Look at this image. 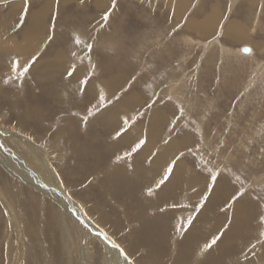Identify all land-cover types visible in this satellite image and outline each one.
<instances>
[{"label":"rangeland","instance_id":"rangeland-1","mask_svg":"<svg viewBox=\"0 0 264 264\" xmlns=\"http://www.w3.org/2000/svg\"><path fill=\"white\" fill-rule=\"evenodd\" d=\"M180 1L0 2L1 151L11 159L8 139L14 131L34 148L45 147L49 160L40 158L86 217L73 209L72 217L66 214L89 233L90 258L83 257L88 264H103V238L134 264H245L263 254L264 0ZM39 10L44 26L27 29L39 33L37 49L23 50L21 33L32 28L31 12ZM189 20L197 30L187 26ZM202 25H209L206 33ZM14 45L23 58L11 50ZM244 46L252 47L250 58L238 54ZM47 69H56L54 79ZM78 71L82 76L70 89L65 81ZM177 82L180 95L170 89ZM89 83L98 87L96 97ZM57 86L66 89L59 93ZM61 98L66 104L57 105ZM155 114L159 130L149 132L147 119ZM134 127L139 137L131 139ZM122 138L128 144L119 142ZM161 151L167 152L164 163L151 165ZM177 162L182 168L173 176ZM135 165L141 166L139 176ZM1 166L9 184L34 193L31 181L8 175L12 168ZM166 174L169 181L172 177L171 191L163 189L168 179L160 183ZM6 182L0 181V264H80V254H72L75 236L59 231L51 213L42 214L40 202L56 211L57 203L39 192L36 200L31 194L20 201L14 192L16 203L8 186L2 187ZM209 193L214 197L207 209ZM234 203L242 214L236 232L246 233L247 225L255 235L241 238L245 242L232 237L226 247ZM191 234L203 237L199 248L193 239L185 240ZM228 245L239 252L247 248L251 259L223 258L218 250Z\"/></svg>","mask_w":264,"mask_h":264},{"label":"bare ground","instance_id":"bare-ground-1","mask_svg":"<svg viewBox=\"0 0 264 264\" xmlns=\"http://www.w3.org/2000/svg\"><path fill=\"white\" fill-rule=\"evenodd\" d=\"M9 2V1H13V0H0V2ZM103 1L104 0H95V2H96V4L99 6V5H101L102 3H103ZM181 2H183V0H181L179 3H181ZM20 4V3H19ZM10 5V4H9ZM52 5V4H51ZM51 5L49 4V3H47L46 5H44L43 4V8L45 9V10H47V14H49V12L51 11V9H52V7H51ZM21 6V5H20ZM181 7H183V6H181V5H178L177 6V9H179V8H181ZM8 8V7H7ZM9 9V8H8ZM15 9H16V7H15ZM6 13V12H5ZM10 13V12H9ZM8 14V13H7ZM11 14V13H10ZM15 14V13H14ZM41 15H43V13H42V11L41 10H39L38 12H36V13H32L31 12V23L33 22V24H32V28L29 26V27H27L26 29H24V32L23 33H21L22 35H23V42H22V44L24 45L23 47L21 46L20 48H23V50L26 48L27 49V51H31V52H33V50L35 51L36 49H37V47H35L36 45H38L37 43L39 42L38 40H39V33L37 34H35V33H32L31 31L30 32H28L27 31V29H32V31H34V30H37L38 28H42V26H44V22L42 21V20H40V16ZM10 16V15H9ZM43 20H45V17H43ZM29 21V20H28ZM206 21V20H205ZM208 22H209V19H208ZM202 23H204V21L202 22ZM40 24H41V26H40ZM186 24H187V26L189 27V28H191V29H193V30H197V26L198 25H196L194 22H192V21H190L189 20V22H186ZM210 25V24H209ZM209 25L207 26L206 25V27H204V25H202L204 28H202V30H204V31H202L201 29H198V31H202V32H204V33H206V31L205 30H208V27H209ZM212 27V26H211ZM47 28V27H46ZM236 29V28H235ZM43 30V29H42ZM38 31V30H37ZM192 31V30H191ZM242 32V31H241ZM239 33V32H238ZM5 34V33H4ZM240 34V33H239ZM1 41V40H0ZM240 41V40H239ZM42 42V41H41ZM40 42V43H41ZM6 43V42H5ZM16 44V43H15ZM239 44H240V42H239ZM8 45V44H7ZM6 44H5V46H7ZM14 46H16V47H13V48H11V50L14 52V54L15 55H18V56H20L21 58H23L22 56H23V54L24 53H22V50L20 49V48H18L17 47V45H14ZM19 46V45H18ZM35 47V48H34ZM242 48V47H241ZM240 48V49H241ZM249 49H250V51H251V48L250 47H248ZM10 49V48H9ZM25 49V50H26ZM7 50V49H6ZM68 51V50H67ZM224 51H226L227 52V50H224ZM231 52H233V50L231 51ZM235 52V51H234ZM239 52V53H238ZM237 53L238 54H240V50L238 51ZM252 52V51H251ZM251 52H250V56H245V55H243L245 58H250L251 56H252V54H251ZM222 54H224V52H222ZM242 55V54H241ZM249 55V54H248ZM5 56V55H4ZM3 56V57H4ZM239 56V55H238ZM238 56H237V58H238ZM58 57V56H57ZM64 57V56H63ZM62 57V58H63ZM1 59H3V58H1ZM236 59V58H235ZM22 60V59H21ZM237 61H238V59H237ZM38 62V61H37ZM92 64V63H91ZM11 65V64H10ZM50 65V64H49ZM94 65V64H93ZM259 65H261V63H259ZM55 66H56V64L54 65V68H55ZM90 66V65H89ZM64 66L61 64V67H59L58 69H60V68H63ZM51 69V68H50ZM260 69V68H259ZM45 71H47V72H49V75L48 76H51L52 74H53V76H52V78L53 77H55L54 75L56 74V69H54V70H49V69H47V70H45ZM255 72V71H254ZM82 71H78V72H76V74H75V76L73 75V77L71 78V76H69V78L65 81V85L66 86H68V87H70V89L72 88V87H74V85H75V83L77 84V80H79V78H80V76H82ZM256 74V73H255ZM36 75V74H35ZM67 77V76H66ZM54 79V78H53ZM65 80V79H64ZM103 81V80H102ZM262 81V80H261ZM57 82V81H56ZM119 82V81H118ZM174 84V83H173ZM78 85H79V83H78ZM180 84L177 82L176 83V85H172V87H170V89H172L173 91H174V93H177L178 94V89H180ZM54 87H56V85H54ZM61 87L63 88V89H66L65 87H63V86H57V91L59 92V93H61L62 91H60L61 90ZM88 88L90 89V90H92V91H89L90 93L91 92H93V91H95V90H99L98 89V87H95L94 89L91 87V85H90V83L88 84ZM87 88V89H88ZM119 88V87H118ZM75 89V88H74ZM53 90V89H52ZM55 90V91H56ZM114 90V89H113ZM182 90V89H181ZM68 91H69V89H68ZM88 91V90H87ZM58 92H57V94H58ZM69 93H70V91H69ZM179 93H180V91H179ZM74 94V93H73ZM93 94L95 95V97L98 95L96 92L94 93L93 92ZM67 95H69V94H67ZM178 95H180V94H178ZM62 96V95H61ZM64 96V95H63ZM75 96V95H74ZM76 97H79V96H76ZM171 97V96H170ZM172 97H174V96H172ZM80 98V97H79ZM47 99L48 100H50V97L47 95ZM75 99V98H74ZM83 99V98H82ZM93 99H95V98H93ZM78 100V99H77ZM189 100V99H188ZM62 101V102H61ZM68 101V100H67ZM76 101V100H75ZM78 102V101H77ZM58 104H66V101L64 100L63 101V98H61V100H57V105ZM65 106V105H64ZM63 106V107H64ZM68 106V105H67ZM71 106V105H70ZM107 113V112H106ZM105 113V114H106ZM110 113V112H109ZM114 113V112H113ZM112 113V114H113ZM159 115H161V112L160 113H158ZM114 115V114H113ZM115 117V116H114ZM105 118V117H104ZM111 118H112V115H110L109 116V118L107 119V118H105V120L108 122V121H110L111 120ZM163 119H164V117H163ZM98 120V119H97ZM102 120V119H101ZM115 120V119H114ZM158 120H160V118H157V116H156V114L155 115H153L152 117H150L149 119H147V122H148V124H147V127H149V129L147 130V131H149L150 132V130H156V131H158L159 130V128L157 127V124H158ZM103 122V121H102ZM109 124V123H108ZM113 124V123H112ZM118 124H119V122H118ZM144 123H142V125H143ZM117 126V125H116ZM160 126H162V125H159V127ZM124 127V126H123ZM18 129V128H17ZM141 129V128H140ZM20 130V129H19ZM136 130H138L137 128H131L130 130H129V133H131V135L130 136H128L129 138H131V139H133V136L134 137H139L137 134H136ZM138 132H140V131H138ZM19 133H21V131H14V133L9 137V142L11 143V147H13L12 149H13V155H12V157H11V159L10 160H6L4 157H5V154H6V150L5 149H3L2 151H1V148H0V153H2V155H1V157L3 156V158L5 159H1L0 158V164L2 165L1 167H11L12 169L11 170H8L7 171V174L9 175V173L10 174H12L13 176H15L16 178H25L26 180H29V181H31L29 184H31L32 186H33V189H34V193H33V191L31 190V189H29V188H25V189H23V191H21V192H19V187L17 186V184L16 183H14V185H11V184H9V181H10V179H8L4 174L2 175V173H0V181L3 183V181H5V179H6V181L8 182H6L7 184H5L4 186H2V187H4V188H6V186H8V191L11 193V192H16V197L18 198H15V193H14V197H12V198H15V201H16V199L17 200H19V198H21L20 199V201H22V198L26 201V199H27V197L29 196V195H31V194H34V198H35V200H36V198L38 197L37 195H38V192H39V194H46V195H48L49 197H50V199H51V202H56L57 203V206L59 207V208H61L62 209V211H63V213L60 211V209L59 208H57V211L54 209V208H52L48 203H46V202H44V203H41L40 202V204H42L43 205V207L41 208V211H42V214H46V216L48 217L49 216V213H51V215H52V219H54L55 221H54V226L59 230V231H65V232H67V233H71V236L72 235H74L75 236V238H76V241H77V243H76V247H74V250H73V253L72 254H80V257L81 258H79L78 260L80 261V264H88V262H87V260L86 259H83V257H86V258H90V254H89V250H91V248L88 250V244H89V239H88V237H87V235H89V233H87V231L86 230H83L82 228H80V226L76 223V222H72L71 220H70V218L68 217V215H66V214H69L70 215V213H71V211H72V209H73V211L78 215V216H82V218H84L85 216H84V214L82 213V210L79 208V207H77V206H75L74 204H73V201H71L67 196H65L64 195V192H63V190L58 186L59 184H58V181L56 180V178H55V176H54V174L52 173V171L49 169V167L47 166V164L45 163V161L43 160V159H41L40 157L42 156L45 160H46V157H47V159L49 160V153L47 152V150L45 149V147H44V149H42V150H39L38 148H34V144H32L31 142H27L26 141V139H25V137L22 135V134H19ZM144 133H146V130H145V132ZM1 134L3 135V132H1ZM128 134V133H127ZM141 135V134H140ZM146 136V135H145ZM142 137V136H141ZM148 137H150V135L148 136ZM153 136H151L150 138H152ZM128 138V139H129ZM154 138V137H153ZM145 139H146V137H145ZM28 140V139H27ZM148 140H149V138H148ZM153 140V139H152ZM120 141H122V142H124V143H127L128 144V142H125L124 141V139L122 138V139H120L119 140V142ZM116 142V141H115ZM118 142V143H119ZM152 142H154V141H152ZM22 143V144H21ZM137 143H139V142H137ZM155 144V143H154ZM153 144V145H154ZM115 145V144H114ZM244 145V144H243ZM46 146V145H45ZM122 146V145H121ZM38 147V146H37ZM145 147V146H144ZM150 148V147H149ZM154 148H156V147H154ZM5 150V151H4ZM35 150L37 151V152H39V153H36L35 152ZM163 150V149H162ZM165 151H168V149H166ZM165 151H161V152H159V154L156 156V158L155 159H153L152 160V162H151V165L153 164V165H160V164H163L164 163V158H167V155H166V153L167 152H165ZM15 152V153H14ZM141 153H143L144 152V150H142V151H140ZM162 154V155H161ZM241 154V153H240ZM142 155V154H141ZM140 159H141V156L139 157ZM145 158V157H144ZM139 159V161H141ZM144 160V159H143ZM234 162V161H233ZM139 163V162H138ZM178 163V162H177ZM134 164H136V163H134ZM181 164L180 163H178L176 166L177 167H175L174 166V168L176 169V171H174V175L173 176H175L176 175V173H180V168H182L181 166H180ZM144 166V165H143ZM228 166H231V165H228ZM139 167H141V166H138V165H135V169H136V171H137V173H138V176L140 175L139 173H141V170H140V168ZM154 167V166H153ZM161 167V166H160ZM232 167V166H231ZM230 167V168H231ZM152 168V167H151ZM157 168V167H156ZM224 168H226V166L224 167ZM154 169V168H153ZM190 169V168H189ZM227 169V168H226ZM232 169V168H231ZM5 170H7V169H5ZM143 170V169H142ZM148 169H146V171H147ZM149 172H151V170H148ZM155 171V170H154ZM184 171V170H183ZM173 172V171H172ZM155 173V172H154ZM221 173V172H220ZM15 174V175H14ZM142 174V173H141ZM172 174V173H171ZM177 174V175H178ZM150 175V174H149ZM39 176H41L42 178H43V180L44 181H40L39 180ZM179 176V175H178ZM141 178H142V176H141ZM153 178V177H152ZM170 178V177H169ZM193 178V177H192ZM143 179V178H142ZM195 179H193V180H191L192 182L194 181ZM201 180V179H200ZM168 181H169V179H168ZM172 182V177H171V179H170V181L166 184V186H164V190L165 191H167V189H168V191H171V187L170 188H168L169 187V185H170V183ZM199 183V182H198ZM194 185V184H193ZM192 186V185H191ZM217 186V185H216ZM173 189V188H172ZM214 190V189H213ZM212 190V191H213ZM234 190V189H233ZM173 191V190H172ZM211 191V192H212ZM182 192V191H181ZM13 193H12V195H13ZM193 195V194H192ZM208 195V194H207ZM226 195V194H225ZM19 196V197H18ZM220 196V195H219ZM212 197V195H210V193H209V197H208V199H207V201H206V203L208 202L209 203V201H210V203H209V205L206 207L207 209L208 208H210V206H212V201H213V197ZM224 197V196H223ZM193 198V197H192ZM219 198V197H218ZM217 198V199H218ZM231 198V197H230ZM216 200V199H215ZM0 201H1V199H0ZM10 201H13V203H14V200H10ZM37 201H38V199H37ZM242 201V200H241ZM39 202V201H38ZM224 202H226V201H224ZM6 203V202H5ZM16 203H17V201H16ZM23 203V202H22ZM21 203V204H22ZM9 204V203H8ZM24 204V203H23ZM178 204V203H177ZM223 204V203H222ZM16 205V204H15ZM217 205H218V203H217ZM235 205V206H234ZM234 205H233V212H232V216H230V218H231V224H230V230H228V232H230L227 236H228V238H227V241H223L222 243H224L225 245H226V247H227V244H226V242L228 243V242H230L229 240H231V238L232 237H238V241L239 242H245V241H243V239H245V240H247V241H249L250 239H253L252 237H254V228H252V226H251V224H250V226L251 227H249V226H247L246 225V228L247 229H245V231H246V233L244 232V231H242L241 230V232L239 231V232H236V230H235V228H242V224H241V222H242V218H241V213H240V211L237 209V206H239V204H235L234 203ZM243 205V204H242ZM9 207V206H8ZM205 207V206H204ZM22 208V207H21ZM18 209V208H17ZM20 210V209H19ZM245 210V209H244ZM21 211H22V209H21ZM23 211H25V210H23ZM28 211V210H27ZM26 212V211H25ZM29 214V216H30V213H28ZM32 214V213H31ZM34 215V214H33ZM50 215V216H51ZM35 216V215H34ZM71 216V215H70ZM32 218H33V216H31ZM36 218L38 217V216H35ZM72 217V216H71ZM200 217V216H199ZM243 217H244V215H243ZM29 218V217H28ZM36 218H34V219H36ZM73 218H74V216H73ZM79 218V217H78ZM86 218V217H85ZM249 218H252V217H249ZM253 219V218H252ZM245 220V219H244ZM245 222H251L250 220L249 221H244V223ZM16 223H17V221H16ZM19 223V222H18ZM20 224V223H19ZM18 224V225H19ZM17 225V224H16ZM21 225V224H20ZM23 225V224H22ZM27 224H25V227H28V226H26ZM34 225V224H33ZM18 227V226H17ZM21 227V226H20ZM23 227V226H22ZM30 227H31V224H30ZM29 227V228H30ZM36 228V227H35ZM16 229V228H15ZM30 229H32V228H30ZM92 229V228H91ZM95 229V228H94ZM12 231V230H11ZM232 231V232H231ZM247 231H248V233H247ZM30 232V231H29ZM34 233V232H33ZM148 233V232H147ZM18 234V233H17ZM36 234V233H35ZM91 238V237H90ZM103 238V237H102ZM203 239V237H200V238H198V237H194V236H192V234L191 235H188V236H186L185 237V240H190L191 241V239H193L194 241H195V243L197 244V247L199 248L200 247V244H201V240L200 239ZM224 238V237H223ZM241 238H243V239H241ZM93 239V238H92ZM79 240H81V242L79 243ZM95 240V239H94ZM103 240H104V244H102L101 243V247H102V262H103V264H105V262L104 261H106V264H117L118 262H117V260H120V261H122L123 263H125V264H134L133 262H129V261H127V260H125V258H124V256L123 255H121L119 252H117V251H115V249H114V247L112 246V244H111V242H108L107 241V238L105 239V238H103ZM234 240V239H233ZM65 241H66V239H65ZM200 241V242H199ZM237 241V242H238ZM256 241V240H255ZM258 241V240H257ZM73 242V241H72ZM148 242V241H147ZM38 243V242H37ZM66 243H67V246H70V247H72L71 246V244L70 243H68L67 241H66ZM219 243V242H218ZM251 243V242H250ZM39 244V243H38ZM92 244V243H91ZM145 244V243H144ZM239 244V243H238ZM263 244V243H262ZM148 245H150V243L148 244ZM247 245H248V242H247ZM233 246V245H232ZM237 245H235V247H236ZM151 247H152V245H151ZM228 247H229V245H228ZM239 247H241V246H239ZM218 248V247H217ZM94 249V248H93ZM247 249V248H246ZM246 249H243V250H245V251H241V252H239V248L238 247H236V248H233V247H229V248H226V250L225 249H223V248H221L220 250H218V251H221V252H219V254L220 255H222V257L223 258H229V259H232V261L233 262H237L238 263V261H237V259H243V260H246L247 258L248 259H251V258H249L250 256H248L250 253H247L246 251ZM223 250H225L226 252H224ZM94 251V250H93ZM157 251V250H156ZM263 251V252H262ZM247 254H246V253ZM261 252L263 253V254H261L260 256V260H259V256H256V261H258V262H254V260L252 259V260H249V262H246L245 264H264V246H262L261 247ZM154 253V252H153ZM221 253H223V254H221ZM42 254V253H41ZM74 254V255H75ZM92 254V253H91ZM46 257V256H45ZM100 257V256H99ZM190 257V256H189ZM188 258V257H187ZM43 259V258H42ZM182 259H186V258H182ZM44 260V259H43ZM191 261V260H190ZM231 261V262H232ZM43 262V261H42ZM46 263V262H45ZM73 263V262H72ZM47 264H49V263H47ZM148 264H154L152 261L151 262H148ZM177 264H182L181 262H177ZM184 264V263H183Z\"/></svg>","mask_w":264,"mask_h":264},{"label":"snow or ice","instance_id":"snow-or-ice-1","mask_svg":"<svg viewBox=\"0 0 264 264\" xmlns=\"http://www.w3.org/2000/svg\"><path fill=\"white\" fill-rule=\"evenodd\" d=\"M104 18H105V20H106L108 17L105 16ZM79 42H80L79 39H77V43H79ZM13 70L15 71V66H14ZM24 71L26 72V71H27V68H25ZM143 143H144V141H140V144H143ZM137 147H139V145H137ZM172 171H173V168H172L171 166L168 167V169H167V173H171ZM167 179H168V175L166 174L165 177H164V179L161 180L160 183L163 184ZM149 194H151V193H149ZM189 223H191V221H189ZM218 238H219V237H217L216 239H218ZM216 239H213L212 242H211L210 244L206 245V248H211L212 245H214V244L216 243ZM112 246H113V247H117V246L114 245V244H113ZM121 255H124L125 260H127V256L123 253V250H121Z\"/></svg>","mask_w":264,"mask_h":264},{"label":"water","instance_id":"water-1","mask_svg":"<svg viewBox=\"0 0 264 264\" xmlns=\"http://www.w3.org/2000/svg\"><path fill=\"white\" fill-rule=\"evenodd\" d=\"M240 53H241L242 55L247 56V55L250 53V49H249L248 47L244 46V47H242V48L240 49Z\"/></svg>","mask_w":264,"mask_h":264}]
</instances>
